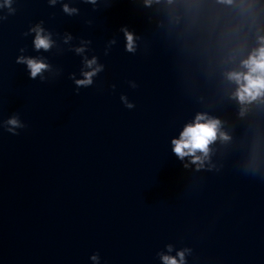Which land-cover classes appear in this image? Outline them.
<instances>
[{
	"label": "water",
	"instance_id": "obj_1",
	"mask_svg": "<svg viewBox=\"0 0 264 264\" xmlns=\"http://www.w3.org/2000/svg\"><path fill=\"white\" fill-rule=\"evenodd\" d=\"M262 40L192 0H0V264H264V91L229 78Z\"/></svg>",
	"mask_w": 264,
	"mask_h": 264
},
{
	"label": "clouds",
	"instance_id": "obj_2",
	"mask_svg": "<svg viewBox=\"0 0 264 264\" xmlns=\"http://www.w3.org/2000/svg\"><path fill=\"white\" fill-rule=\"evenodd\" d=\"M56 0H52V3L55 4ZM89 3H95L96 0H88ZM64 11L69 15L75 13L76 9H69L67 5L64 7ZM37 31L35 46L37 49L48 50L51 47V42L48 37L43 36L42 30L34 29ZM127 38V50L129 52L134 51V38L131 33L126 32ZM264 43V40H262ZM83 48L77 49V52H83ZM17 63L26 64L27 68L30 70L31 77L35 79L43 71L48 68V65L45 63L39 62L35 59H29L26 57H19ZM96 64V60L87 61V66L92 68ZM244 66L248 69L247 74L244 73H231L229 75L230 79L235 80L240 84V89L237 93L241 102H244L246 99H255L257 96L261 95V92L264 91V47L259 48L257 52H254L248 60L244 61ZM102 68H96L91 72L83 73L84 79L76 81L78 87H86L92 84V78L101 71ZM125 99V98H122ZM132 107V105H128ZM206 119L204 116H198L195 126H188L184 132L181 134L179 140H174V153L183 160L187 156L195 157L193 163H202L201 158L196 156V152L200 151L205 154L208 153V146L210 142L214 141L217 136V127L219 121L209 120L207 123H200L201 120ZM9 127L7 130L13 135H17L15 132L16 128L22 127L18 118L13 117L7 121ZM181 261H183L184 253H180ZM93 261H98V256L93 255L91 257ZM165 264H178V261L174 258L164 257Z\"/></svg>",
	"mask_w": 264,
	"mask_h": 264
}]
</instances>
